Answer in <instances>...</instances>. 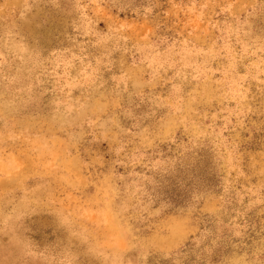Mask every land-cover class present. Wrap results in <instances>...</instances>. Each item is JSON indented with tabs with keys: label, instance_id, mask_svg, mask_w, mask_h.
I'll return each instance as SVG.
<instances>
[{
	"label": "rangeland",
	"instance_id": "obj_1",
	"mask_svg": "<svg viewBox=\"0 0 264 264\" xmlns=\"http://www.w3.org/2000/svg\"><path fill=\"white\" fill-rule=\"evenodd\" d=\"M0 264H264V0H0Z\"/></svg>",
	"mask_w": 264,
	"mask_h": 264
}]
</instances>
